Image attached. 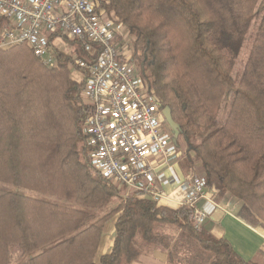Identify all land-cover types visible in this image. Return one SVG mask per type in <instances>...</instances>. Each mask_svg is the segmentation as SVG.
I'll use <instances>...</instances> for the list:
<instances>
[{"label":"trees","instance_id":"16d2710c","mask_svg":"<svg viewBox=\"0 0 264 264\" xmlns=\"http://www.w3.org/2000/svg\"><path fill=\"white\" fill-rule=\"evenodd\" d=\"M95 1L179 123L183 171L264 225V0ZM9 22L0 16V38ZM55 38L54 65L24 42L0 46V264H119L136 255L138 228L160 241L152 235L158 221L179 225L212 250L210 264H254L228 239L196 228L190 206L164 205L93 166L84 130L87 72L74 60L75 52L91 55L69 40L73 50L62 49ZM114 216L113 247L96 259Z\"/></svg>","mask_w":264,"mask_h":264},{"label":"built area","instance_id":"2783aa9c","mask_svg":"<svg viewBox=\"0 0 264 264\" xmlns=\"http://www.w3.org/2000/svg\"><path fill=\"white\" fill-rule=\"evenodd\" d=\"M5 25L0 46L26 43L46 65L56 63L50 36L80 44L91 55L75 52L87 72L82 96L89 107L85 120L91 162L107 178L143 191L155 200L166 198L159 185V167L179 151L172 130H166L163 106L119 45L117 27L95 0H0ZM156 158L157 161H154ZM206 181L194 179L180 206L193 208L200 228L210 211L195 202L205 195Z\"/></svg>","mask_w":264,"mask_h":264},{"label":"crops","instance_id":"0c3cea01","mask_svg":"<svg viewBox=\"0 0 264 264\" xmlns=\"http://www.w3.org/2000/svg\"><path fill=\"white\" fill-rule=\"evenodd\" d=\"M181 156L172 164L164 163L159 167V185L166 193L161 203L171 207H179L185 200L190 185L197 177L185 173L181 168ZM157 161L156 158H153ZM197 176L201 170L197 167ZM197 208L210 211L202 227L216 237L228 239L235 251L245 260L254 264H264V225L245 207L234 200L216 199V189L205 188V195L195 202ZM116 216L105 224L96 259L109 252L116 236ZM152 235L160 241H149L145 237L143 227L138 228L133 244L136 255L128 260L122 256L119 264H210L215 257L212 250L201 246L199 241L185 229L174 223L155 222Z\"/></svg>","mask_w":264,"mask_h":264},{"label":"rangeland","instance_id":"374dc122","mask_svg":"<svg viewBox=\"0 0 264 264\" xmlns=\"http://www.w3.org/2000/svg\"><path fill=\"white\" fill-rule=\"evenodd\" d=\"M253 32H254V27L251 29V31H250V33L248 35L247 45H246V48L243 49L244 51H243V54L241 56V59H240V61L238 63V68H241L242 67L243 58H244V56H246L247 51L249 49L248 48V46H249L248 43L250 42V39H251V36H252ZM55 45L58 46V47H60V48H62V49H65L67 51H72L73 50V46L68 41H66L64 39H61V38L56 39ZM71 75L73 77H75V78H80L81 77V71L79 69H77L76 67H72L71 68ZM165 129L167 131L170 130L168 124L165 125ZM179 142L181 143V147L183 149H185L186 148V145H185V141H184V139L182 137L179 138ZM178 149H179V151L177 153H175V154L171 155L170 157H168V163H172L173 164L181 156V151H180L181 149H180V147H178ZM34 194H36V193H34Z\"/></svg>","mask_w":264,"mask_h":264},{"label":"water","instance_id":"95a60500","mask_svg":"<svg viewBox=\"0 0 264 264\" xmlns=\"http://www.w3.org/2000/svg\"><path fill=\"white\" fill-rule=\"evenodd\" d=\"M163 114L165 116V119L167 121V124L169 125V127L171 128V130L173 131L174 134V142L178 143V137L180 135V128H179V123H177L172 116V111L170 106H165L163 108Z\"/></svg>","mask_w":264,"mask_h":264}]
</instances>
